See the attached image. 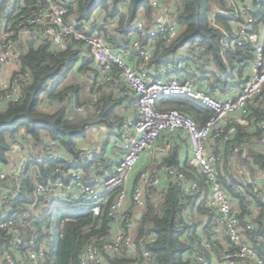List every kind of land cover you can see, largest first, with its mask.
<instances>
[{
  "label": "built area",
  "instance_id": "1",
  "mask_svg": "<svg viewBox=\"0 0 264 264\" xmlns=\"http://www.w3.org/2000/svg\"><path fill=\"white\" fill-rule=\"evenodd\" d=\"M105 2L112 11L107 9L102 16L83 21L76 17L73 0H0L1 108L19 102L23 88L31 81L29 70L12 73L8 67L28 47L27 41L33 40L32 45L49 43L54 54L68 48L78 50L76 71L88 83L89 99L79 101L68 90L61 98L45 99L43 108L52 111L68 104L77 113L94 111L100 106L101 92L110 89L123 100L121 113L127 112V117L113 127H91L99 139L108 142L107 146L112 141L119 143L120 158L113 160L95 158L97 150L72 158L49 136L37 145L22 132L8 138L7 163L0 171V264L51 263L52 231L57 232L55 214L47 210L51 203L70 208L58 224L59 237L64 224L74 220V211L84 218L91 215V223L83 232L95 233L79 253V264H106L107 255L126 259V264H157L148 248L156 236L147 224L142 233L138 232L147 198L163 177L199 191L197 176L209 188L208 204L215 209L218 224L210 233L211 239L199 231L210 258L194 250L196 264H264V258L247 239V232L255 230L251 222L256 217L255 209L264 205V185L256 186L254 194L242 193L246 215L241 219L242 207L236 206L219 180L218 156L209 150L210 141L223 142L230 160H234L240 146L233 138L240 132L253 133L264 152V0L255 4L225 0L230 10L210 15L211 26L224 34L219 51L224 62L231 35L217 23L216 14L233 21L236 44L250 43L254 48L250 66L233 74L244 82L224 93L208 91L196 83L199 74L207 72L197 48H183L176 56L167 57L159 68L149 66L157 41L168 43L179 31L173 8L150 0L154 8L150 19L143 11L129 19L127 6H115L113 0ZM121 21L124 28L120 30ZM83 64L86 69L80 71ZM170 95L200 101L213 114L198 126L176 108H157L160 98ZM177 130H184L188 138L190 177L184 170L165 164H152L133 174L142 153L151 149L163 132ZM50 162L55 163L52 168ZM28 178L32 184L27 198ZM242 178L248 180L249 175L243 173ZM235 191L239 194L238 188ZM130 205L141 211L140 218L129 213ZM185 221L191 224L188 211Z\"/></svg>",
  "mask_w": 264,
  "mask_h": 264
},
{
  "label": "trees",
  "instance_id": "2",
  "mask_svg": "<svg viewBox=\"0 0 264 264\" xmlns=\"http://www.w3.org/2000/svg\"><path fill=\"white\" fill-rule=\"evenodd\" d=\"M73 1L76 3V17L83 21L90 20L98 3L107 7L105 0ZM158 1L177 12L174 20L179 31L168 43L161 39L157 41L149 63L151 68L161 67L167 57L176 56L183 48L191 46L197 48L204 57V68L207 70L196 78L198 85H204L211 92L218 90L224 93L229 88L239 86L244 82V80L235 79L233 74L237 70L242 73L250 66L254 58L253 45L250 43L236 44V36L232 28L233 21L226 16L216 14L217 23L225 27L231 35L224 62L219 54L224 34L212 27L210 23V15L214 11L230 10L225 0ZM249 1L255 4L262 0ZM119 4L127 6L129 19L136 17L139 11H143L145 17L150 19L154 12L150 0H113V5ZM122 28H124L123 21L120 23V30ZM77 60L78 50L68 48L64 52L54 54L51 45L46 42L28 46L22 50L20 58L16 56L15 62L19 67L12 69V73L29 70L31 81L23 88L19 102H11L4 108L0 107V163H7V154L10 149L8 138L21 132L34 145L40 144L45 136H49L51 140L57 142L61 150L72 158H81L82 150L78 145L80 141L87 138L91 127L98 125L113 127L123 121L124 115L120 111L123 100L115 94L114 90L110 89L101 92L100 106L94 111L87 110L86 113H77L68 104L56 107L52 111L42 107L41 103L45 99L61 98L68 90L78 96L79 101L87 100L86 92H83L84 81L74 69ZM64 68L66 72H63ZM72 69L75 72L74 76L70 77L67 70ZM85 69L86 65L83 64L80 71ZM187 75L191 79L194 78L191 74ZM51 82H53L52 86ZM157 108H176L192 118L198 126L205 124L213 114L200 101L182 95L160 98ZM246 138V135H241L240 132L234 136L233 142H237L240 146L235 157V165L233 168L230 165L227 166L226 161H228L229 154L226 153L224 160L227 174L219 179L231 198L237 199L240 203L243 210L240 215L241 219L246 215L243 206L245 198L242 193L254 194L255 182L259 177L264 179V152L255 146L256 143L248 141V144ZM106 148L105 143L96 153L95 158H105ZM54 165V162H50L49 168ZM184 170L187 175L190 174V167L185 166ZM244 172L249 174L248 180L242 178ZM197 178L199 179V191L190 190L187 193L181 183L171 182L161 196L147 198L145 212L139 221L138 232L142 233L147 224L149 232L156 236V241L148 245V248L157 264H196L192 256L194 250H200L210 258L204 250L199 231L205 232L211 239L210 233L218 224V216L215 209L208 204L209 188L202 184V177L197 176ZM26 183L28 198L32 184L31 178H28ZM234 187L238 188L239 194L236 193ZM24 197L27 199L26 196ZM50 206L48 212L53 210L56 217L57 236L52 246V260L48 264H79V253L95 233V231L83 232L84 226L91 223V215L84 218L79 212L74 211V220L64 224L62 237H59L58 224L70 208L68 209L63 203H51ZM187 211L190 213L191 224L185 221ZM251 222L255 225V230L247 232V239L264 258V205L260 206L258 216ZM1 253L0 248V256ZM127 261L115 256H106V264H126Z\"/></svg>",
  "mask_w": 264,
  "mask_h": 264
},
{
  "label": "crops",
  "instance_id": "3",
  "mask_svg": "<svg viewBox=\"0 0 264 264\" xmlns=\"http://www.w3.org/2000/svg\"><path fill=\"white\" fill-rule=\"evenodd\" d=\"M87 90L88 89H86L85 92H87ZM123 115H124V117L125 116L127 117V112H123ZM240 134L246 135L247 138L245 140H247V142L250 141L253 144L256 143L255 146L258 147V149L259 148L262 149L261 144L255 140L253 133H249V134L248 133H240ZM86 139L89 141L88 144L78 145L79 149L82 150L81 157L83 156V154H85L89 151H92V150L93 151L97 150V152H99L105 143L108 144V142L106 140L99 139V137L95 134V132L93 131L92 128L89 130L88 136ZM118 144L119 143L117 141H112V143H109V145L106 148L104 157L110 158V160H113L114 158H116V159L120 158ZM248 144H249V142H248ZM165 147H167L166 151L161 152L160 150L162 148H165ZM209 150L211 152L216 153L218 156V167H217L218 170L217 171H218L219 179L221 178V176H226L227 171L225 170L226 166H225L224 155L226 153H227V155L229 154L227 144L220 142V141H214V142L210 141L209 142ZM189 152L190 151H189L188 138H187L184 130H177L176 132H172V133L165 131L160 135L159 139L155 142L154 146L151 149L146 150L142 153L141 161L138 164V166L135 168L133 174H136V172L140 168H148L152 164H165L167 166H172L174 168L184 170L185 166L190 167L189 162H188ZM173 156L175 158L174 163L169 165V161L171 160V158ZM227 158H228V161H226V163L228 162L227 166L230 165L233 168L235 165V159L236 158L234 160H230L229 156ZM190 171H191V167H190ZM244 173H246V172H244ZM188 177H190V174L188 175ZM171 182H177V181L176 180H169L166 177H163L161 179L159 185L156 187L153 194L151 195V198L161 196V194L166 190L167 186ZM263 185H264V179L259 177V179L255 182V187L256 186L262 187ZM183 187H184L185 192H187V193L190 192V190H191L190 188H188L187 186H184V185H183ZM208 200H209V195H208ZM233 201L238 208L241 207V205L237 199H233ZM259 210H260L259 208L255 209L254 215L256 217L259 214ZM129 213H132L133 215H135L136 218H140V216L139 217H137V216L141 214V211L130 205L129 206Z\"/></svg>",
  "mask_w": 264,
  "mask_h": 264
},
{
  "label": "rangeland",
  "instance_id": "4",
  "mask_svg": "<svg viewBox=\"0 0 264 264\" xmlns=\"http://www.w3.org/2000/svg\"><path fill=\"white\" fill-rule=\"evenodd\" d=\"M7 3L9 2V0H5ZM14 0H11V2H13ZM107 9H108V7H103V5L102 4H97L96 6H95V8H94V11H93V15H92V17H96L97 18V16L99 15V16H102V14L104 13V12H106L107 11ZM108 10H110V11H112V9L111 8H109ZM18 56V55H17ZM18 63L17 62H15V63H12L11 64V66H9L8 67V71L10 72V71H12V69H14V68H16V69H18ZM74 69L76 70L77 69V65L74 67ZM74 69H72V70H67V74H68V76H74ZM214 70V69H213ZM216 71V70H215ZM63 72H66V68H64L63 69ZM218 72V71H217ZM219 73V72H218ZM81 79V78H80ZM83 79V78H82ZM83 81H84V83H85V85H84V89H83V92H85V90L88 88V83H87V80L85 79H83ZM86 93H87V95H86ZM85 93V97L87 98V99H89V94H88V92H86ZM89 143V141L87 140V139H84V140H82V141H80L79 142V145L80 144H88ZM48 211H49V209H47ZM53 232V243H54V239L56 238V236H57V232L54 230V231H52Z\"/></svg>",
  "mask_w": 264,
  "mask_h": 264
},
{
  "label": "water",
  "instance_id": "5",
  "mask_svg": "<svg viewBox=\"0 0 264 264\" xmlns=\"http://www.w3.org/2000/svg\"><path fill=\"white\" fill-rule=\"evenodd\" d=\"M32 44H33V40H28L27 41V45L28 46H32ZM21 57V54H19L18 55V58H20ZM82 60H83V58H82ZM174 156L171 158V160L169 161V165L170 164H173L174 163ZM5 170V168H4V166H3V164L2 163H0V171H4ZM140 215H138L137 217H139Z\"/></svg>",
  "mask_w": 264,
  "mask_h": 264
}]
</instances>
